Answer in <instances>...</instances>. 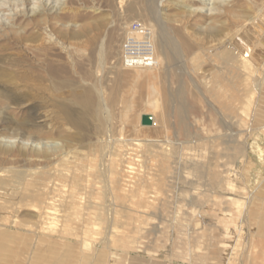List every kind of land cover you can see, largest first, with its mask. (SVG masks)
I'll return each instance as SVG.
<instances>
[{"label":"rangeland","instance_id":"rangeland-1","mask_svg":"<svg viewBox=\"0 0 264 264\" xmlns=\"http://www.w3.org/2000/svg\"><path fill=\"white\" fill-rule=\"evenodd\" d=\"M0 264H264V0H0Z\"/></svg>","mask_w":264,"mask_h":264},{"label":"built area","instance_id":"built-area-1","mask_svg":"<svg viewBox=\"0 0 264 264\" xmlns=\"http://www.w3.org/2000/svg\"><path fill=\"white\" fill-rule=\"evenodd\" d=\"M121 60L126 69H154L158 58L153 30L139 23L130 25L125 32Z\"/></svg>","mask_w":264,"mask_h":264},{"label":"bare ground","instance_id":"bare-ground-1","mask_svg":"<svg viewBox=\"0 0 264 264\" xmlns=\"http://www.w3.org/2000/svg\"><path fill=\"white\" fill-rule=\"evenodd\" d=\"M76 35V34H75ZM253 44V43H252ZM242 45V44H241ZM245 48H251V44H250V42H248V44L245 46ZM250 50V49H249ZM253 52V51H252ZM244 56H245V58H246V60L249 58V56H250V54H249V52H245L244 53ZM58 85H60V82H57V86Z\"/></svg>","mask_w":264,"mask_h":264},{"label":"water","instance_id":"water-1","mask_svg":"<svg viewBox=\"0 0 264 264\" xmlns=\"http://www.w3.org/2000/svg\"><path fill=\"white\" fill-rule=\"evenodd\" d=\"M143 124H151V117L145 116L143 118Z\"/></svg>","mask_w":264,"mask_h":264}]
</instances>
